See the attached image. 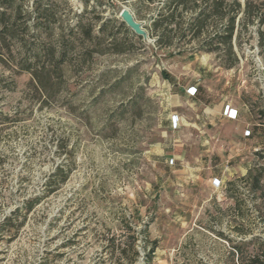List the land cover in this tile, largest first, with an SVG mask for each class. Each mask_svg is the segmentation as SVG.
I'll return each instance as SVG.
<instances>
[{
    "label": "rangeland",
    "instance_id": "374dc122",
    "mask_svg": "<svg viewBox=\"0 0 264 264\" xmlns=\"http://www.w3.org/2000/svg\"><path fill=\"white\" fill-rule=\"evenodd\" d=\"M54 1L62 26L73 27L80 0ZM123 7L148 27L145 4L119 3L103 17L120 21ZM238 42L239 62L226 70L214 54L157 50L148 37L126 54L68 69V90L42 107L24 96L28 76L13 90L2 82L0 223L23 201L42 199L15 234L0 233V264H130L108 248L123 222L142 239L134 264H144L151 243V264H229L217 233L230 234L235 217L248 239L262 238L264 204L239 179L264 166V23ZM57 167L70 168L68 178L43 196Z\"/></svg>",
    "mask_w": 264,
    "mask_h": 264
},
{
    "label": "trees",
    "instance_id": "16d2710c",
    "mask_svg": "<svg viewBox=\"0 0 264 264\" xmlns=\"http://www.w3.org/2000/svg\"><path fill=\"white\" fill-rule=\"evenodd\" d=\"M29 2L27 5H25ZM83 10L76 15L73 27H63L58 17L54 0H0V67L8 76L0 79L11 83L13 90L16 79L28 76L24 86V96L40 107L52 100L60 91L68 90V69L82 68L89 65L95 56L107 53L122 55L136 50L142 45L121 21L105 18L103 13L118 10L119 3L130 4L136 8L140 4L149 7L150 22L143 29L153 40L157 50L214 54L219 66L229 70L238 62L234 46H239L242 30L254 23H264V0L259 5L254 0H245L241 5L238 0H80ZM63 4L66 2L63 0ZM87 8H91L93 19L84 20ZM255 10V11H254ZM58 24L54 34L52 27ZM121 30L125 36L119 40L113 28ZM262 36V33H259ZM144 89L138 88L139 96ZM135 100V99H134ZM245 105L253 111L250 104ZM123 111L119 112L120 116ZM18 114V113H17ZM260 114L264 117V111ZM9 120L8 116L4 117ZM70 168L57 167L44 183L43 196L57 191L70 173ZM246 190L264 204V166L250 168L239 179ZM228 190L235 191L232 196L235 205L239 200L235 182H230ZM42 197L35 196L21 203L0 223V233L15 234L30 214L40 203ZM263 236L249 237L244 230L242 219L235 217L228 235L217 233L219 239L228 246L229 264H264V209L260 211ZM21 218V219H20ZM20 220L19 223L16 222ZM118 239H110L111 254L118 259L129 258L130 264L139 258V242L142 240L130 223L123 222ZM13 236V235H12ZM144 255V264H151L155 244ZM145 249H147L145 247Z\"/></svg>",
    "mask_w": 264,
    "mask_h": 264
},
{
    "label": "water",
    "instance_id": "95a60500",
    "mask_svg": "<svg viewBox=\"0 0 264 264\" xmlns=\"http://www.w3.org/2000/svg\"><path fill=\"white\" fill-rule=\"evenodd\" d=\"M118 18L136 37L141 38L142 42H148V34L142 25L135 20L128 8H121L118 13Z\"/></svg>",
    "mask_w": 264,
    "mask_h": 264
},
{
    "label": "crops",
    "instance_id": "0c3cea01",
    "mask_svg": "<svg viewBox=\"0 0 264 264\" xmlns=\"http://www.w3.org/2000/svg\"><path fill=\"white\" fill-rule=\"evenodd\" d=\"M185 96H186V94H185ZM217 112H219L220 116H222V113H221V111H220V110H219V111H217Z\"/></svg>",
    "mask_w": 264,
    "mask_h": 264
}]
</instances>
